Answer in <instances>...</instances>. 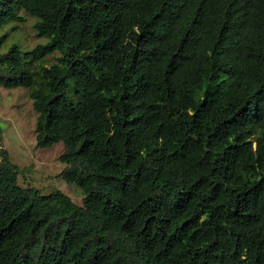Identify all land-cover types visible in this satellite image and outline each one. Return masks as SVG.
Returning <instances> with one entry per match:
<instances>
[{
	"label": "trees",
	"instance_id": "obj_1",
	"mask_svg": "<svg viewBox=\"0 0 264 264\" xmlns=\"http://www.w3.org/2000/svg\"><path fill=\"white\" fill-rule=\"evenodd\" d=\"M22 14L46 42L0 88L83 198L0 147V264H264V0H0V32Z\"/></svg>",
	"mask_w": 264,
	"mask_h": 264
},
{
	"label": "rangeland",
	"instance_id": "obj_2",
	"mask_svg": "<svg viewBox=\"0 0 264 264\" xmlns=\"http://www.w3.org/2000/svg\"><path fill=\"white\" fill-rule=\"evenodd\" d=\"M22 16L24 22L11 24L0 32V37L5 36L0 43V54L12 44L27 51L46 42L35 35V19L25 14ZM52 62L53 57H48L46 65ZM35 121L36 114L27 90L0 88V147L8 153L19 172L18 184L34 187L43 195L60 190L80 206L83 198L81 191L59 177L64 168L58 159L63 146L58 144L49 149H37L34 140Z\"/></svg>",
	"mask_w": 264,
	"mask_h": 264
}]
</instances>
